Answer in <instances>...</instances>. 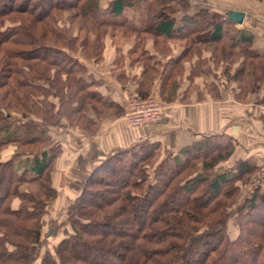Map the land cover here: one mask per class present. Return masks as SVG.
<instances>
[{
  "label": "trees",
  "instance_id": "trees-1",
  "mask_svg": "<svg viewBox=\"0 0 264 264\" xmlns=\"http://www.w3.org/2000/svg\"><path fill=\"white\" fill-rule=\"evenodd\" d=\"M126 5L146 13L136 27ZM189 7V0H109L106 7L101 0H0V264H264V182L255 175L261 166L242 158L217 170L237 146L217 132L166 154L147 139L112 150L82 179L55 245L43 244L55 232L46 236L43 227L52 222V172L63 147L52 129L91 136L98 122L124 110L78 55L101 61L109 38L118 77L127 55L151 80L153 54L136 56L145 40L163 54L168 41L184 40L182 53L209 51L227 62L238 101L254 92L264 104V51L253 47L252 33L222 19V11ZM129 37L135 42L124 50L121 39ZM175 76L161 73L162 99L171 98Z\"/></svg>",
  "mask_w": 264,
  "mask_h": 264
},
{
  "label": "crops",
  "instance_id": "crops-1",
  "mask_svg": "<svg viewBox=\"0 0 264 264\" xmlns=\"http://www.w3.org/2000/svg\"><path fill=\"white\" fill-rule=\"evenodd\" d=\"M108 1L101 0V6L106 7ZM189 3V13L207 6L220 11L221 5L227 7L225 13L231 9L244 11L243 21L241 24L234 22L235 27L244 28L252 33L253 47L264 51V0H189ZM123 13L132 27L141 23L146 15L142 9H135L134 5L124 6ZM182 14L183 12L179 11L174 16L176 23L181 21ZM145 41V49L150 54L157 55V60L160 61L155 66L157 71L148 82L144 78L143 65L140 62L131 65L127 55H124L120 69L124 75L118 77L113 65L116 48L109 38L104 40L101 61H94L93 58L89 59L82 55L77 56L88 66V71L100 81L101 91L122 104H125L127 93L131 92L155 94L160 99V80L164 69L176 73L177 86L170 99H160L165 113L163 118L154 124L130 126L123 114L98 122L97 132L93 136H88L75 127L57 128L54 136L63 144L52 172L57 180V205L61 206V201L71 200L78 194L84 176L105 155L141 139L159 141L162 153L166 154L197 141L200 133L217 132L231 135L237 140V146L232 156L220 163L217 170L231 166L242 158L252 159L261 166L255 175L261 177L264 182V173H260L264 167V104L259 101L261 94L253 92L248 94L244 101H238L233 93L235 87L233 81L224 79L217 83L211 75L204 72L191 75L197 54L182 53L181 44L168 41V54L165 56L154 51L153 41L150 39ZM122 44L126 50L133 42L123 40ZM201 54L205 56L208 53L203 51ZM213 83L217 85L215 92L207 89V86ZM88 114L91 120H96L92 111ZM7 150L3 151V155L8 156L12 153ZM50 215L51 218L56 217L51 213Z\"/></svg>",
  "mask_w": 264,
  "mask_h": 264
},
{
  "label": "rangeland",
  "instance_id": "rangeland-1",
  "mask_svg": "<svg viewBox=\"0 0 264 264\" xmlns=\"http://www.w3.org/2000/svg\"><path fill=\"white\" fill-rule=\"evenodd\" d=\"M240 4V3H239ZM221 7V9H220V11H222L223 13H222V19H224V20H227V18H223V16L224 15H226L227 13H225L224 11L226 10V8L227 7H225V6H223V5H221L220 6ZM134 10V9H133ZM230 11V10H229ZM228 12V11H227ZM229 19V18H228ZM238 24H241V23H238ZM233 26V25H232ZM139 36H142V35H140V34H138ZM132 37V36H131ZM131 37H129L130 39V41H132V42H135L134 41V39L133 38H131ZM123 40H124V38L123 39H121V41L123 42ZM129 40H127V41H129ZM173 42H175V41H173ZM189 42V41H188ZM175 43H178L179 45L181 44V46H183L185 43H186V41H184V40H182V41H180V42H175ZM145 47V46H144ZM201 47V46H200ZM199 49L200 48H194V49H192L191 51L192 52H194V51H199ZM202 51V50H201ZM200 51V55L197 57V58H195V63H194V66H193V69L194 70H196V71H199L198 73L200 74V73H202V72H204L206 75H211L212 77V79H214V81L215 82H217V83H219L220 81H222V80H227L226 79V77H228V73H225L224 72V65L225 64H227V62L226 61H218V58L217 59H214V57H211V54L209 53V51L207 52L208 54H205V56L204 55H202L201 53L203 52H201ZM142 52V53H141ZM166 54H163L162 53V55H167L168 54V51L166 50ZM147 55H149L150 56V52L147 50V49H142V51H138L137 52V54H136V56H139L140 58H142V57H144V58H147ZM152 56V55H151ZM149 62H150V65L152 66V65H158V63L160 62L159 60H157V55H154L153 54V56H152V58H150L149 59ZM149 62H147V63H149ZM88 67V66H87ZM116 71L119 73V68H116ZM151 74L150 75H153L154 76V74H155V71H152V72H150ZM195 74H197V73H195ZM195 74H193V76L195 75ZM148 75V74H147ZM124 80H128V78H124ZM123 80V81H124ZM146 81L148 82L149 80L146 78ZM207 89H211L213 92H215L216 91V89H217V85L215 84V83H213L212 85H208L207 86ZM128 91H130V90H128ZM136 91V90H135ZM136 93V92H135ZM135 93H127V96L126 97H128L129 95H132V96H135V97H137V98H148V97H153V95L154 96H156V97H158L157 95H155V94H153V95H151V94H143V93H139V95H136ZM126 97H125V99H126ZM110 98V97H109ZM158 99H159V97H158ZM161 99V98H160ZM159 99V100H160ZM161 102H162V100H160ZM163 103V102H162ZM124 104V103H123ZM127 105V99H126V101H125V104H124V110H123V114H124V116H125V106ZM89 111H92V109L90 110H88L87 111V116H88V118L90 119V116H89V114H88V112ZM93 112V111H92ZM164 112V111H163ZM165 113V112H164ZM163 116L164 115H162V117L161 118H163ZM161 120V119H160ZM158 122V121H157ZM151 123H147L146 125H150ZM154 124V123H153ZM141 125H143V124H141ZM131 126V125H130ZM56 129H57V127H54L52 130V134L53 135H55V132H56ZM91 136H93V135H91ZM141 140H143V139H141ZM140 140V141H141ZM140 141L139 142H136V143H140ZM135 144V143H134ZM131 145H133V144H131ZM131 145H129V146H131ZM127 147V146H126ZM125 147V148H126ZM13 148L14 147H9L8 148V150H9V153H11L12 152V150H13ZM119 149H122V148H119ZM7 150V151H8ZM108 155V154H107ZM107 155H105L104 156V158H106L107 157ZM103 158V159H104ZM102 159V160H103ZM76 168H78V167H76ZM258 171H259V169H258ZM257 172V171H256ZM243 188H245L244 190H243ZM246 190V187H242L241 188V191H240V193H239V197H238V200L237 201H240L241 200V198L243 197V192ZM57 199H58V195H57V197L53 200V201H55V202H52V205H51V214L52 215H55L56 217H54V218H51L52 219V222H50V223H45L44 224V227H43V230H44V235H46L47 233H48V231H49V229H53V230H55V232H54V234L52 235V236H50V237H45L44 238V240H43V244H44V247L45 248H49V249H51L52 248V245L54 246L55 245V242H56V240L58 239V237L61 235V232H62V228H63V225L61 226H59V224L60 223H63L66 219H67V215H66V209H67V207H68V205H66V203L68 204V203H70L72 200H69V199H67L66 201L64 200V202L63 201H61V206L60 205H57ZM59 214H61L62 216L60 217V215ZM234 233V231L232 230L231 232H230V234H233ZM47 236V235H46ZM43 247V248H44Z\"/></svg>",
  "mask_w": 264,
  "mask_h": 264
},
{
  "label": "built area",
  "instance_id": "built-area-1",
  "mask_svg": "<svg viewBox=\"0 0 264 264\" xmlns=\"http://www.w3.org/2000/svg\"><path fill=\"white\" fill-rule=\"evenodd\" d=\"M223 18H228V15H224ZM126 99L125 116L127 123L131 126L146 125L147 123L153 124L164 115L163 103L155 96L137 98L129 95ZM260 173H264V167L260 170Z\"/></svg>",
  "mask_w": 264,
  "mask_h": 264
},
{
  "label": "water",
  "instance_id": "water-1",
  "mask_svg": "<svg viewBox=\"0 0 264 264\" xmlns=\"http://www.w3.org/2000/svg\"><path fill=\"white\" fill-rule=\"evenodd\" d=\"M228 18L233 21V22H237V23H241L243 21V18L245 16V12L242 10H230L227 12Z\"/></svg>",
  "mask_w": 264,
  "mask_h": 264
}]
</instances>
